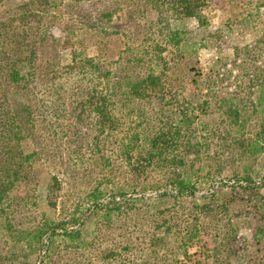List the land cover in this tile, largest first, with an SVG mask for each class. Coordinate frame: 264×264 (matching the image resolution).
Wrapping results in <instances>:
<instances>
[{
	"label": "rangeland",
	"instance_id": "1",
	"mask_svg": "<svg viewBox=\"0 0 264 264\" xmlns=\"http://www.w3.org/2000/svg\"><path fill=\"white\" fill-rule=\"evenodd\" d=\"M42 2L59 44L67 45L54 52L62 65L72 63L75 49L77 59L89 56L113 75L135 78L151 68L160 70L145 54L149 42L158 40L165 47L164 89L141 99H115L108 106L113 121L102 129L91 108L82 106L92 85L77 86L76 72L64 71L63 87L43 88L54 97L62 92L63 98L37 110L36 151L50 161L42 159L35 203L20 207L17 223L25 227L53 218L76 231L75 238L43 237L40 250L31 252L21 242L12 247L0 227V264H250L254 255L249 252L264 254L254 244V237L264 240V137L255 155L242 146L254 138L264 114L249 115L240 131L223 108L202 103L210 90L224 91L221 96L232 102L256 97L254 89L237 87V75H246L248 83L264 75V0H208L202 11L207 24L201 26L195 17L168 20V27L186 31V45L180 47L159 36L162 18L147 0ZM162 133L179 138L181 145L171 154L184 155V166L171 161L145 165L144 151ZM56 173L61 184L50 199L48 179ZM182 177L192 186L178 195L167 182ZM174 220L181 226L200 220L205 225L186 251L166 229ZM157 223L166 247L153 253ZM232 225L242 243L236 253V240L218 249L231 236ZM14 251L21 256L15 261Z\"/></svg>",
	"mask_w": 264,
	"mask_h": 264
},
{
	"label": "trees",
	"instance_id": "2",
	"mask_svg": "<svg viewBox=\"0 0 264 264\" xmlns=\"http://www.w3.org/2000/svg\"><path fill=\"white\" fill-rule=\"evenodd\" d=\"M73 1L80 2L83 0ZM207 2L208 0H147L150 8L157 11L158 17L162 18L163 25L158 29L159 36L163 37L165 43L177 45L176 47L186 45V31L179 28V25L173 28L168 27V20L181 21L185 17H195L200 26L207 24L206 18L202 14ZM42 5V0H27L20 4H17L15 0H0V227L2 228V235L12 240V247L17 248L18 242H21L31 252L40 250L43 237L71 240L75 238L74 233L76 232L62 227V222L48 217H42L43 220L41 218L38 223L32 226L22 227L17 223L20 207L27 203H35V193L39 184L37 177L39 166L43 164L42 159L43 161H50L49 158L44 159V156L36 151L33 135L39 121L37 110L43 106L47 108L49 103L63 98V94L62 92L56 93L54 97L53 93L45 92L49 88L63 87L64 71L72 74L76 72L78 76L74 82L80 83L77 86H83L84 81L90 82L92 85L87 88L82 106L91 108L92 118L95 122L100 123V127L103 129L106 123L113 121L108 106L115 99L121 100L123 96L126 100L141 99L148 96L153 90L163 91L162 67L166 64L165 56L162 55L165 47L158 40H155L149 42L145 54L150 59H155L153 63L156 68L160 69L158 72H155V68H151L146 74L135 78L127 74L122 77L116 76L113 75L111 69L101 63L94 62L89 56L83 57V60L77 59L75 49H73L72 63L62 65L58 60L59 57L54 56L57 55L54 52L56 50L61 52L67 45L59 44L54 27L47 20V12L42 9ZM211 34L213 33L208 29L207 35L210 36ZM202 45L204 44H199V47ZM218 45L215 44L214 46L218 47ZM222 57L223 55H220V59ZM130 62L127 63L128 68L133 67ZM216 67L215 65L214 71H216ZM237 76L239 81L237 87L242 88V91L247 88L254 89L255 98L242 99L240 97L237 98L239 101L232 102L231 97L221 96L224 91L210 90L207 93L208 98L204 99L202 103L208 107V103L214 102L218 108H223L222 112L227 113L228 117L231 118L230 123H235L242 131L250 118L249 115L252 113L255 115L258 112L264 114V75L260 74L255 82L250 83L245 82L244 79L250 80L246 75ZM102 83L105 84V87L98 89L97 86H101ZM44 87L48 90H43ZM96 90H99V93ZM254 103L261 107H255L252 105ZM248 108L252 109L250 114ZM259 116V114L255 115L257 118ZM259 123H261V127L255 132L254 138L242 144L251 155H255L262 149L263 115L260 117ZM174 129L176 131H173V134H178L179 129L177 127ZM165 136V133L158 134L150 140L149 148L143 153L145 165L157 166V163L171 161L170 163L177 167L178 165L184 166L187 162L184 155L171 154L174 149L181 145L179 138L173 135L170 138ZM57 173L48 179L50 199L55 195L54 192L60 188L61 179L57 177ZM167 184L175 186L176 192H180L178 195L192 186L189 179L185 177L171 178ZM237 191L239 192V190ZM199 222V225L196 222L193 225L181 226L177 220H174L165 228L174 231L172 241L177 242L175 244L178 248L183 247V251H186L185 248L191 242L190 239L195 237L201 228L205 227L202 224L203 220ZM156 227H159V230L152 234L154 240L157 241L151 243L153 246L151 252L153 253H158L166 247L161 244L165 235L161 229L162 225L157 223ZM231 227V236L224 237L227 241L220 242L218 249H222L238 239L236 234H232L235 226L232 225ZM190 229L193 231L192 235ZM236 241H238L239 247L233 249L235 253L242 247V243L239 240ZM254 244L261 245L260 250L264 248V240L261 238L254 237ZM131 245L126 244L129 248ZM46 251L55 252L53 247H47ZM245 251L247 250L245 249ZM252 253L254 261L250 264H264V254L259 256L254 252H249V254ZM20 257L16 251L11 255V259L14 261Z\"/></svg>",
	"mask_w": 264,
	"mask_h": 264
}]
</instances>
